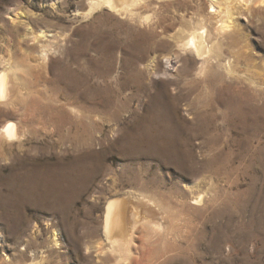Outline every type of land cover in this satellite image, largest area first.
Instances as JSON below:
<instances>
[{
    "label": "rangeland",
    "instance_id": "obj_1",
    "mask_svg": "<svg viewBox=\"0 0 264 264\" xmlns=\"http://www.w3.org/2000/svg\"><path fill=\"white\" fill-rule=\"evenodd\" d=\"M141 2L133 20L108 8L90 15L86 0H0V71L7 61L20 89L13 106L0 108V128L10 121L24 130L23 140L0 154V264L25 250L38 231L37 246L50 247L48 220L58 224L67 264H94L95 250L86 253V244L100 238L105 205L141 189L138 175L163 182L167 200L157 222L168 243L153 240L155 262L264 264V154L255 152L264 148V118H254L255 143L231 134L222 70L208 65L201 75L195 56L180 48L199 28L197 15L200 8L207 14L209 0ZM242 10L246 15L234 17L240 30L216 43L253 93L264 85V4ZM142 133H168V144L136 140ZM169 145L171 156L160 153ZM76 160L96 176L85 191L69 194L72 208L13 205L27 173ZM200 192L208 205L193 208Z\"/></svg>",
    "mask_w": 264,
    "mask_h": 264
},
{
    "label": "bare ground",
    "instance_id": "obj_2",
    "mask_svg": "<svg viewBox=\"0 0 264 264\" xmlns=\"http://www.w3.org/2000/svg\"><path fill=\"white\" fill-rule=\"evenodd\" d=\"M86 1L88 3L90 15L99 9L108 8L120 16H128L133 18V20H138V17L134 14L133 7L142 3L141 0ZM237 4L240 7L239 9L236 8L237 11H234ZM258 4H264V0H209V5L206 8L207 14H204L205 12L200 8L197 15L200 24L199 28L195 30L186 41L182 42L180 46L184 53L190 52L195 56L198 61L199 72L201 75L206 73L208 65L214 64L218 69L222 70L218 79L226 93L225 112L229 118L230 133H242L243 137H246V140L247 142L249 141V143L251 141L253 143L259 141L257 137H253L252 134L250 135V131L251 128H253L255 117H258V120L264 118V85L257 87L256 92L253 93H251L247 87H243L235 76L236 61L232 60L233 58L231 57H224V55L219 52V44L216 43V41L219 42L220 40H223L224 37L229 34L230 29H234L235 32L237 30L238 32V30H240L239 23L234 17L243 15V8L250 11ZM209 9L215 10L216 15L213 14L215 15L214 17L208 12ZM214 20L217 22L214 29H212L210 28L209 21ZM220 23L221 25L216 27ZM3 64V69L0 71V108H8L11 105H14V102L17 100L16 97H18L20 93V89L16 82L17 77L14 69L9 66L7 61L3 62ZM83 109L84 116H86L85 114H91V109ZM93 112L97 114L100 113L97 109H94ZM22 130V126L19 122L15 123L10 121L0 128V154L5 152V148L8 144L24 138L22 137ZM136 140L144 141L151 145L159 142V140H163L165 144H168L167 140H169V137L168 133H142ZM168 147L160 153L164 152L171 156L169 151L171 147L170 145ZM257 149L259 148H256L255 152L260 151L264 154L263 147L260 150ZM146 157L150 156L146 155ZM213 161L215 162V160ZM80 163V160L72 161L70 163L59 162L46 170L40 169L41 171L38 170L27 173L22 180H19L22 182L21 190L18 189L17 193L12 194V197H16L11 199L13 205L18 201L21 203L29 202L34 204L42 212H59L64 208V212H66L68 208H72L75 203L73 202L75 199H69L70 196H73L74 193L85 191L88 187L86 184H90L96 176L95 168L89 170L85 166L86 164L83 165ZM138 180L141 181L139 183L141 189H138L137 192L126 191L122 195L108 200L105 205L100 226V238L99 240H94V242H92L95 243L94 246L86 244V253L89 254L92 247L95 250L97 261L95 263L93 262L94 264H158V262H155L156 260H154V257H152L155 253V250L152 249V242L157 238L156 241L160 239L164 243H166V241L168 243L167 231L162 223L157 222V211H162L161 208H163V211L165 212L168 211L166 209V196L161 191L162 189L160 190V187L163 186V182L156 183L155 181L154 183L153 181L145 180L143 176L140 177V175H138ZM206 196L204 194L196 196L195 194V197L191 200L192 203L189 204L193 205V208L194 206L196 208H206V205H208ZM170 198L173 199L174 197ZM178 199L180 200V198ZM140 205H142L143 209L139 211L138 208H140ZM213 212L214 216L212 217L215 219L217 213L215 211ZM63 217L64 221H67L70 218L68 217V214H64ZM57 225L58 224H55L53 221H47V226H49V229L53 230L50 247L47 246L48 248L46 247V249H43L40 246H37L38 240L43 236V234L38 231V235L32 237L31 240L24 245L25 250H22L17 256H14L10 262H6V264H67L69 255L66 250H64L65 244L59 236ZM72 239L79 243L78 236H73ZM161 245L163 246V244L160 243V246ZM165 246H167V244Z\"/></svg>",
    "mask_w": 264,
    "mask_h": 264
}]
</instances>
